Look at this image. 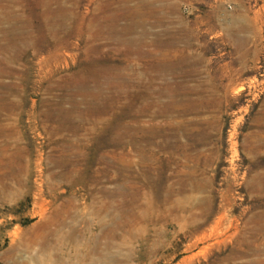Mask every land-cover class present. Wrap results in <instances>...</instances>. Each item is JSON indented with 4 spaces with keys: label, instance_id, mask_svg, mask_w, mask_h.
<instances>
[{
    "label": "rangeland",
    "instance_id": "obj_1",
    "mask_svg": "<svg viewBox=\"0 0 264 264\" xmlns=\"http://www.w3.org/2000/svg\"><path fill=\"white\" fill-rule=\"evenodd\" d=\"M257 262L264 0H0V264Z\"/></svg>",
    "mask_w": 264,
    "mask_h": 264
},
{
    "label": "bare ground",
    "instance_id": "obj_2",
    "mask_svg": "<svg viewBox=\"0 0 264 264\" xmlns=\"http://www.w3.org/2000/svg\"><path fill=\"white\" fill-rule=\"evenodd\" d=\"M59 10H60V12L62 13V14H64V15H68L69 13H68V9H66V8H59ZM64 19V18H63ZM97 34V33H96ZM97 36V35H96ZM17 39V38H16ZM151 56H153V55H151ZM5 63V62H4ZM91 71V70H90ZM92 72V71H91ZM89 73V72H88ZM106 74V73H105ZM101 75V76H100ZM103 75V73H99V74H95L94 73V75H92V77H91V81H90V83H92L93 85H95V86H97V85H99L100 84V81H101V78L103 77L102 76ZM103 80V79H102ZM76 83V82H75ZM110 87H111V89L112 90H114L111 94V96H107V97H104L103 99L105 100V101H108V103H111L112 105H114V106H117V105H120V103H119V101L118 100H122L121 99V94H120V92H118L117 90L119 89H117V87L115 86V85H112V84H110ZM148 88V87H147ZM145 89V88H144ZM130 90V89H129ZM147 90H149V89H147ZM126 92V91H125ZM130 92V91H129ZM124 93V92H123ZM126 93H124V95H125ZM138 94V93H137ZM126 96H127V94H126ZM128 97V96H127ZM139 97L140 96H136L134 99L136 100V102H135V109L134 110H132L133 111V115H135L134 117L136 118V120L137 119H139V118H143V117H148L149 115H150V113H149V111L151 110V108L154 106L153 105V103H152V101L151 102H149L150 100H151V98H150V100H149V98H147V96H144V97H142L141 99H142V101H143V103L142 104H140L141 106L139 107V105H138V103H137V99H139ZM140 99V100H141ZM98 103H101V97L100 96H96V99H95ZM139 101V100H138ZM123 105V104H122ZM138 106V107H137ZM169 109V108H168ZM168 109H161L160 110V112L158 113V114H155V118H164L166 115H168V114H171V113H173V111H175L176 112V109H174V110H168ZM179 109V108H178ZM181 109V108H180ZM103 113L104 112H107L108 111V108H103L102 110H101ZM131 112V111H130ZM46 114V113H45ZM49 114H50V112H49ZM58 114V113H57ZM54 116H56V114L54 113L53 114ZM172 115V114H171ZM53 116V117H54ZM168 117H171V116H169L168 115ZM122 120V119H121ZM94 122H95V124H99L100 122H101V119H95L94 120ZM124 122V121H123ZM175 123H177V121L175 122ZM167 125V124H166ZM172 125V124H171ZM175 125V124H174ZM119 126H121V125H119ZM192 126H193V123H191V124H188V125H181V123H180V125H179V123H178V125H175L174 127L176 128V130L177 131H179V130H185V132L189 135L190 133H191V131L193 132V130H192ZM158 129V128H157ZM122 131H124V132H122V133H120L119 134V138H120V140H123V139H125V137H126V135H127V133L129 132V130H125V129H122ZM155 133V131H151L150 132V134H154ZM179 134H181V133H179ZM177 135V134H176ZM175 135V136H176ZM186 135V134H185ZM179 136V135H178ZM153 137H154V135H153ZM195 137V136H194ZM149 139H150V136L148 137ZM147 138V139H148ZM154 139V138H153ZM152 139V140H153ZM191 139H193V138H191ZM175 157V156H174ZM177 157V156H176ZM190 158V157H189ZM193 158V157H192ZM176 159V158H175ZM191 159V158H190ZM198 159V158H197ZM197 159H195L196 161H197ZM171 160H173V159H171ZM171 160H169V162H172ZM175 161H177V160H175ZM188 162V161H187ZM192 162V161H191ZM173 163V162H172ZM175 163V162H174ZM173 163V164H174ZM177 163H179V162H177ZM182 164V163H181ZM185 164H187V163H185ZM184 164V165H185ZM176 165H179V164H176ZM185 167V166H184ZM186 167H187V165H186ZM196 171V170H195ZM67 174V173H66ZM182 186H183V188H185V187H187V188H192L193 190H196V189H201L202 188V185L198 182V179L196 180V179H194V177H187V178H185V183H183L182 184ZM133 203V202H132ZM151 205V204H150ZM154 205V204H153ZM176 209V208H175ZM204 213V212H203ZM224 217V216H223ZM133 218H135L134 216H133ZM223 219V218H222ZM182 220H184V217H182L180 220H178V221H182ZM196 221V220H195ZM220 221H221V218H218V222H217V225L216 226H218L219 225V223H220ZM185 222V221H184ZM192 222V221H191ZM186 223V222H185ZM183 224V223H182ZM188 225V224H187ZM193 225V224H192ZM181 226H183V225H181V224H178V230H180L181 229ZM190 226V225H189ZM183 228V227H182ZM215 228V227H214ZM182 230V229H181ZM166 235V234H165ZM216 235H218V234H216ZM204 236V235H203ZM206 237H204V239L206 240V239H210L211 238V236H207V234L205 235ZM214 237V236H213ZM218 237H220V236H218ZM200 238V237H199ZM203 239V240H204ZM238 239V238H237ZM202 240V239H201ZM225 241H226V239H224ZM224 240H222L223 242H224ZM221 241V242H222ZM228 241V240H227ZM240 241V240H239ZM203 242V241H202ZM206 242V241H205ZM216 242V241H215ZM241 242V241H240ZM196 243H198V241L196 242ZM225 243V242H224ZM223 243V244H224ZM198 245V244H197ZM214 245V244H213ZM217 245H220V242H217ZM233 245V244H232ZM245 245V244H244ZM211 246V245H210ZM209 246V247H210ZM214 246H216V245H214ZM213 246V247H214ZM221 246V245H220ZM223 247V246H222ZM241 247V246H240ZM206 248H207V246H206ZM206 248L204 247V251L206 250ZM215 248V247H214ZM220 248V247H219ZM246 248V247H245ZM201 249V248H200ZM209 249H211V248H209ZM217 249V248H216ZM232 249V248H231ZM203 250V249H202ZM209 251H211V250H209ZM209 251L207 252V253H209ZM219 252H220V250H219ZM238 252V251H237ZM203 254L201 255V257H203V255L205 256V253L204 252H202ZM228 253H229V251H228ZM199 254H201V253H199L198 252V255ZM209 255V254H208ZM239 255V254H238ZM205 257H207V256H205ZM199 258V257H198ZM234 258V257H233ZM197 259V258H196ZM218 260V259H217ZM226 261V260H225ZM215 263V262H214ZM212 264V263H211ZM256 264H264L263 262H260V263H256Z\"/></svg>",
    "mask_w": 264,
    "mask_h": 264
}]
</instances>
